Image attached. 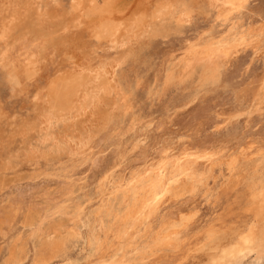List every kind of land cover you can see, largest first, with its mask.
I'll return each instance as SVG.
<instances>
[{
    "label": "rangeland",
    "instance_id": "374dc122",
    "mask_svg": "<svg viewBox=\"0 0 264 264\" xmlns=\"http://www.w3.org/2000/svg\"><path fill=\"white\" fill-rule=\"evenodd\" d=\"M220 11L209 0H0V264H85L88 230L101 203L100 176L112 171V189L166 148L200 156L145 221L136 237L140 251L124 264H140L141 256L151 254L150 237L169 226L176 229L172 246L158 249L145 264H160L157 256L178 263L193 253L218 254L209 247L237 246L250 226L255 233L248 248L254 251L215 262L264 264V250L255 252L264 235V202L253 209L264 193V0ZM195 38L246 44L215 78L201 81L199 65L184 81L164 85V70L181 44ZM32 40L36 53L23 48ZM65 83L74 87L69 97L60 93L67 91ZM250 85L260 87L256 97ZM69 141L85 143L83 154H70ZM39 171L54 175L26 186ZM170 175L168 167L165 178ZM12 184L36 186V194L72 186L68 213L29 237L35 209H16ZM120 199L109 200L103 213L112 216ZM77 203L84 208L73 223L66 219Z\"/></svg>",
    "mask_w": 264,
    "mask_h": 264
},
{
    "label": "bare ground",
    "instance_id": "6f19581e",
    "mask_svg": "<svg viewBox=\"0 0 264 264\" xmlns=\"http://www.w3.org/2000/svg\"><path fill=\"white\" fill-rule=\"evenodd\" d=\"M245 1L246 0H209V4H211L215 7H220L221 8V11H220L221 14L223 13L225 15V14L229 13L230 11L237 10L240 7H242L243 4L245 3ZM169 9L170 8H168V10ZM112 24H111V26H112ZM114 25L115 24H113V26ZM113 26H112V28H113ZM109 31H111V30H109ZM109 31H107V32H109ZM116 32H117V30H116ZM117 35L115 34V36H117ZM40 38H41V36H40ZM36 41H39V40H36ZM114 41H115V39H114ZM33 42H34V40L29 42V43H31L29 45L26 42L27 45L24 44L25 46H23V48L26 50L29 48L30 50H34V52H35L38 48V44L35 42L33 43ZM244 44H246V43H245V40H243V39L238 40V41H236V40L227 41V40L214 39V38L213 39L209 38L206 40H202L200 38L185 40L184 43L181 44V46H180V49H179L180 52L177 50V52H179V54L176 56L175 61H173L172 64L169 67L167 66L166 70H164V74H165L164 85H168L170 82L172 83L174 81H176V82L184 81L187 77H189L193 73L194 69L199 65L202 68V71L200 74L201 76L199 77L201 81H203L204 79H207V78H215L217 75L218 67L223 65L227 61V59L232 54H234ZM31 47H32V49H31ZM47 51H49V50H47ZM175 53L176 52H174V54ZM28 56H29V54H28ZM36 59H37V57H36ZM29 60H30V58H29ZM165 60H166V58H165ZM79 61H81V60H79ZM261 83H263V81ZM64 86H65L64 88H66L67 91L63 92L61 90L60 93L62 92L63 96L69 97L68 94H70L72 92L74 87L72 84H68V83H65ZM79 86H80V84H79ZM251 88H254L252 92H253V96L256 97V95H258V93L260 92L259 91L260 87L258 88L257 86L256 87L251 86ZM248 89H250V88H248ZM63 104H62V107H63ZM254 104H255L254 105L255 110L260 108V106H259L260 102L259 101L255 102ZM67 105L68 104H66V106ZM224 113H226V112H224ZM113 114H114V112H113ZM227 114H228V112H227ZM231 114H232V112H231ZM231 114H229V115H231ZM105 119H106V117H105ZM105 119L102 123L105 122ZM115 119H117V118L115 117ZM100 120H102V119H100ZM225 120H226V118H225ZM45 121H44V123H45ZM44 123L42 124V126H44ZM46 123H47V121H46ZM42 126H41V128H43ZM108 130H110V128ZM101 135H100V137H101ZM119 135H121V133ZM124 136H126V135H124ZM66 140H68V139H66ZM100 140H102V138ZM115 142H117V141H115ZM92 146H93V144H92ZM84 147H85V143H83V142H82V144L77 143V142H70V143H68L67 149H68V152L72 155L73 154H81V153L83 154ZM88 147L90 149L91 145ZM93 149H94V147H93ZM100 151H101V149H100ZM117 154H119V153H117ZM117 156H119V155H117ZM199 156L200 155H198L197 152H193L190 150H182V151H179L177 153H174V152H170L169 148L161 149L159 151V154H158L156 160L152 161L150 164H148L142 170H139L136 173L132 174L126 181H123L122 183H121L122 180H120V183L116 182L117 184H115L112 189H110L111 187L108 186V181H109L110 174L112 173V171L109 170L108 173L106 172V174L101 175L100 178L98 179V182L96 183L97 189H98V197H100L101 203H100V206L98 207L99 208L98 213H97L98 217L96 218V221L90 226V228L88 230V237L87 238H88V246L90 249V254H89L88 258L86 259L85 264H124L127 261L129 262L131 260V257L133 255H135L138 251H140V250H138V246H137L138 244L136 243V239H137L136 237L140 234L143 227H145V225H144L145 221L151 217V215L154 213L156 208L162 202H164L167 195L170 193V191L173 190L172 183L182 178V176L184 175L185 171L188 168L189 161H195L196 158H199ZM80 157H82V156H80ZM95 159L96 160L94 163L98 164V162L100 161V157L98 156ZM96 167H97V165H96ZM168 167L171 168V175L168 178H165V171ZM47 174L48 175H51V174L54 175V173H48V172L43 173L40 171L38 173L32 174L29 177L28 181L26 182V186L40 184V182L37 180L41 179V175L45 176ZM27 176H28V174H27ZM61 182L64 183L65 185L68 184V182L65 179H64V181L61 180ZM62 183H59V184H62ZM22 184L9 185L8 187L10 188L11 195L9 194L10 192L8 193V195H10L12 197V203L15 205L17 210H19L21 207H24L26 204L29 206H34L36 216L29 224L30 225L29 237L34 235V234H38L37 236H39L41 234L42 230L44 228H46V226L44 225L46 221H48V222L52 221L51 224L60 223L59 222L60 217L62 215H65L68 213V209H69V202L68 201H70L72 198V195H71L72 194L71 193L72 186L68 185V186L60 187V190L57 191L58 194H53L51 192L45 193V191L40 194L39 192L41 190L39 192L37 191L39 194L38 193L36 194V190H37V188H35L36 186L33 188L31 186L30 187H23ZM40 189H42V188H40ZM117 196H120V198H121L120 200H122V205H119V207L114 211L112 216L108 217V215H110V214H108V211L106 213H103V211H104L103 207L108 205L109 200L115 199ZM36 197H40V198L44 199L45 201H43L42 204L37 203ZM8 198H10V197H8ZM42 199H41V201H42ZM118 202L121 203V201H118ZM259 202H260V204L256 203V205L253 206V209H256L257 205L259 206V205H261V203L264 202V193L260 194V201ZM254 207H256V208H254ZM83 208L84 207H81L80 204H78L76 206V208H74L72 211V214L74 216L69 217L66 220H70L71 222L76 223L80 219L79 215L83 211ZM246 208H248V210H249L250 207H246ZM106 209H108V208H106ZM250 212H251V210L249 211V213ZM222 217H223V215H222ZM48 222H46V224H48ZM161 230L162 229L157 230L150 237L149 241H147V245H149V247H150L151 254L147 257L141 256L139 258V261H141L140 264H145L146 262H144L145 261L144 259L145 258L151 259V257L154 256V254H156L158 249H163L165 247L169 248L170 246H172V242L170 241V239H171V235H173L175 233L176 229L174 230L173 226H169L168 228L165 229V231L164 230L161 231ZM254 233H255L254 228L252 226L248 227L240 235V238H241L240 243L237 244V246L232 245L233 247H231L228 250H226L224 247H220L217 244L209 247V249L212 248V250H217L219 253L218 254H212V252H207L206 255H203V256L200 254L199 258H201L202 260H200L197 257L196 253L191 254L190 257L187 256V260H185L186 259L185 258L184 261H181V262L178 261V263L175 261V259H172L169 254L168 255L170 256V258H168V256L167 257L157 256V257H159V263L160 264H194L195 261L192 260V259H194V257L199 259L196 264H200L201 262H204V261H205V263L206 262L207 263H210V262L216 263L218 261L216 258H223L224 259V257H226V261H227V259H228V261H229V259L235 260L239 257L247 256V254L253 250L252 248H248V245L251 244V242L253 241ZM139 236H141V235H139ZM105 242H107V243H105ZM224 243L225 242H223V243L221 242V244H224ZM256 246L257 247H255V252L257 254H260L264 250V235L261 238L258 245H256ZM97 250L99 251V254L98 255L95 254V257H94L93 254ZM162 252H163V250H162ZM160 254H158V255H160ZM163 254H165V253L163 252ZM183 254H184V252H183ZM204 254H205V252H204ZM154 257H152V259H154ZM204 258H205V260H203ZM142 260H144V261H142ZM156 260H158V259H156ZM215 260H217V261L215 262ZM156 262H158V261H156ZM218 262H217V264H218Z\"/></svg>",
    "mask_w": 264,
    "mask_h": 264
}]
</instances>
